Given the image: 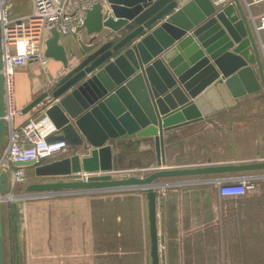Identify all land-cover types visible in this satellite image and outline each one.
I'll return each instance as SVG.
<instances>
[{"label": "crops", "instance_id": "crops-1", "mask_svg": "<svg viewBox=\"0 0 264 264\" xmlns=\"http://www.w3.org/2000/svg\"><path fill=\"white\" fill-rule=\"evenodd\" d=\"M69 1L72 6L78 2ZM240 1L247 13L249 9L254 12L264 9V3L247 6L251 0ZM30 9L31 0L12 1L13 15ZM256 35L263 48L264 72V34ZM76 40L71 33L62 34L60 41L70 50L87 42V37L83 33ZM205 68L204 63L198 69ZM64 71L62 62L51 57L46 66L35 62L17 64L13 73V97L19 109L14 118L15 127L31 116L47 111L58 126L53 134L60 131L63 114L54 107L56 100L51 96L26 112L22 109L39 93L52 89ZM212 73L207 72L205 78ZM192 82H197L195 86L201 83ZM175 100L173 96L165 98L160 109L172 108ZM197 103L204 118L165 133L166 166L225 163L264 156L263 91L237 98L236 105L221 110L215 108L222 103L218 93L209 89ZM55 139L59 138L52 140ZM8 141L7 122L1 150ZM104 143L103 147L110 146V153H114L112 157L116 156L115 146L118 153L129 156L127 159L131 162L122 165V169L140 167L136 174L144 175L148 170L142 167L158 165L156 139L152 135L120 136L106 139ZM98 148L86 138L84 144H68L42 163L48 164L74 153H80L83 160V155H90ZM179 161L185 164H175ZM259 172L158 177L155 181L161 183L156 186L159 264H264V179L257 180L253 189L238 196H223L215 185L220 178L252 176ZM27 173V179L15 185L14 190L30 194L2 201L5 264L152 263L145 191L140 188L91 191L64 188L37 193L27 189L30 183L69 180L75 178V174L41 175L31 173L29 168ZM11 189L8 183V191Z\"/></svg>", "mask_w": 264, "mask_h": 264}, {"label": "water", "instance_id": "water-1", "mask_svg": "<svg viewBox=\"0 0 264 264\" xmlns=\"http://www.w3.org/2000/svg\"><path fill=\"white\" fill-rule=\"evenodd\" d=\"M84 10L83 25L78 27L80 33L73 32V36L78 40L84 33L87 42L68 50L60 41L59 30L51 28L44 54L60 60L65 71L57 77L52 89L39 93L22 110L26 112L51 96L63 118L60 131L51 134L48 140L64 138L68 144L82 145L87 138L100 148L83 155V160L80 153H74L48 164L42 163V159L13 164L25 166L34 174H75L69 180L30 183L27 188L30 191L64 188L145 191L151 264H159L156 186L161 183L155 181L158 177L264 170V160L156 165L144 175L113 176L108 169L113 167L114 157L110 162V146L103 147L104 142L120 136L152 135L156 139L157 163L159 160L164 163L165 133L204 118L197 102L209 89L218 93L222 103L215 108L221 110L236 105L237 98L244 95L264 92L262 46L240 0H231L221 7L212 0H94ZM1 54L0 30V68ZM204 63L206 68L199 71ZM210 71L211 76L205 78ZM193 80L201 83L195 86L197 82ZM200 92L203 93L198 96ZM169 96L176 99L175 105L168 110L160 109ZM4 115V78L0 72V150L7 129ZM101 159L110 163L98 164ZM82 168L107 171L84 179ZM7 188L8 174L1 171L0 194ZM1 208L0 201V264H5Z\"/></svg>", "mask_w": 264, "mask_h": 264}, {"label": "built area", "instance_id": "built-area-1", "mask_svg": "<svg viewBox=\"0 0 264 264\" xmlns=\"http://www.w3.org/2000/svg\"><path fill=\"white\" fill-rule=\"evenodd\" d=\"M13 0H0V30H1V59L0 72L4 78L5 119L9 125L8 145L0 150V172L6 171L8 188L0 194V201L13 200L18 197H26L29 193H18L14 190L15 185L27 179V168L16 166L14 161H28L48 159L61 149L68 146L64 138L48 140V137L57 130L55 120L46 111L29 117L20 126H14V118L19 109L14 103L13 97V73L19 62L38 63L46 66L49 57L44 54L45 41L51 34V28L56 27L61 34L78 32V27L83 25L86 6L94 0H81L72 6L69 0H31L29 12L13 15L11 4ZM218 7L231 0H212ZM264 3V0H251L252 3ZM254 31L264 34V9L258 12H248ZM263 43V42H262ZM264 46V44H263ZM255 159L264 160V156L258 155ZM254 160V159H252ZM156 166V165H155ZM151 167H142L147 170ZM140 167L114 168L109 170L113 176H126L136 173ZM104 171L81 172V177L87 178L90 174H98ZM75 177V175H74ZM264 175H241L217 179L215 185L223 196L244 195L256 186L257 178ZM117 189V188H116ZM103 190H113L106 188ZM42 193L44 191H36ZM35 192V193H36ZM34 195V194H33ZM32 195V196H33Z\"/></svg>", "mask_w": 264, "mask_h": 264}, {"label": "rangeland", "instance_id": "rangeland-1", "mask_svg": "<svg viewBox=\"0 0 264 264\" xmlns=\"http://www.w3.org/2000/svg\"><path fill=\"white\" fill-rule=\"evenodd\" d=\"M254 30V29H253ZM254 33H255V35H256V32L254 31ZM64 35H71V33H63ZM256 38H257V35H256ZM227 140H229V139H227ZM233 145V144H232ZM114 149H116L117 151H116V153H115V157H114V160H113V167L111 168V169H114V168H121L122 167V165H128V163H130L131 161H128V159H127V157H129V156H124L123 155V153H118V148H117V146H115L114 147ZM112 154L114 155V153H111V156L109 157L110 159V162H112V159H113V157H112ZM100 156V155H99ZM100 157H102V156H100ZM99 158V157H98ZM181 160V159H180ZM102 162L104 163V162H106L107 164L108 163H110L108 160L107 161H103L102 159H101V162L100 163H98V164H102ZM132 162H134V160L132 161ZM158 164V163H157ZM175 164H185V162L184 161H179V162H177V163H175ZM158 165H163V166H166L165 165V162L163 163V162H161V160H159V164ZM180 166H183V165H180ZM111 169H108V170H111ZM96 171H107V169H95V170H89L88 172H96ZM258 171H260L259 173H257L258 175H264V170H258ZM120 174L119 173H117L116 174V176H119ZM258 180H261V179H264V178H257ZM17 192V191H16ZM18 193H21V192H18ZM17 201H19V200H17Z\"/></svg>", "mask_w": 264, "mask_h": 264}]
</instances>
